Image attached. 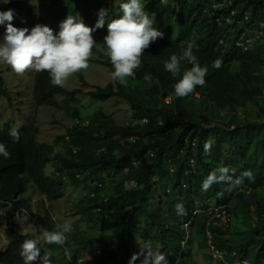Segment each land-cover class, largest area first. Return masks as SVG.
Returning a JSON list of instances; mask_svg holds the SVG:
<instances>
[{
	"label": "trees",
	"instance_id": "1",
	"mask_svg": "<svg viewBox=\"0 0 264 264\" xmlns=\"http://www.w3.org/2000/svg\"><path fill=\"white\" fill-rule=\"evenodd\" d=\"M44 1L39 15L32 0H10L21 12L13 25L31 29L49 22L47 26L58 32L54 27L81 9L83 21L94 25L93 16L107 0ZM111 1L105 24L120 15V4ZM143 2L164 35L144 50L141 65L134 78H126V86L112 80L86 92L53 86L47 71H34L35 108L63 109L75 124L54 144L38 141L36 114L18 131L11 122L0 129V143L11 154L10 159L0 157V264H23L22 245L33 237L18 226L26 214L38 218L30 192L45 197L38 211L45 214L48 230H53L60 223L48 203L65 197L69 187L86 195L70 201L80 222L65 234L64 244L38 245L41 256L50 253L52 264H129L146 242L161 247L167 264H187V248L196 237L207 249V264H264V35H248L250 30L264 34V0ZM251 38H256L252 45L237 44ZM187 43L194 45L198 62L208 66V72L203 86L178 98L173 85L179 78L165 70L164 61L179 56ZM217 59L221 66L212 68ZM88 63L108 68L112 76L114 68L104 53ZM190 67L181 62L182 71ZM84 73L76 74L90 86ZM0 93L12 102L3 77ZM115 99L130 106L132 115L126 124L103 107ZM93 103L94 114H85V105ZM250 104L257 108L248 109ZM11 131L18 133V140L9 135ZM219 166L227 167L233 180L245 171L252 176L236 187L220 182L203 191V180L210 173L220 175ZM234 199L244 206L246 218L257 220L243 240L232 234ZM177 204L184 206L185 214H177ZM210 207H225L230 220L220 222ZM210 220L218 222L210 229L223 259L211 253ZM6 227L4 246L1 233ZM252 242L258 246L248 251ZM143 260L142 254L135 264Z\"/></svg>",
	"mask_w": 264,
	"mask_h": 264
},
{
	"label": "clouds",
	"instance_id": "2",
	"mask_svg": "<svg viewBox=\"0 0 264 264\" xmlns=\"http://www.w3.org/2000/svg\"><path fill=\"white\" fill-rule=\"evenodd\" d=\"M0 2L9 3L10 0H0ZM42 6H37L39 15L42 14ZM119 10V18L105 24L108 10L100 9L98 19L94 20L93 16L94 25H87L83 21L85 12L82 9L78 10L76 15L67 16L60 23L59 28L54 27L58 32L49 27L51 26L49 22H45L44 25L36 24L31 29L18 28L12 23L15 17L14 9L0 11V26L5 28L3 38L0 39V60L9 64L17 74H22L28 69L38 72L47 71L53 86H63L72 74L88 68L93 49L99 50V44L93 33L107 26V34L103 38L104 55L110 58L114 68L112 79L126 86V78L135 77V70L141 65L144 50L158 38H162L164 33L154 26L155 17L145 11L143 0H124L120 3ZM182 61H187L191 67L182 71ZM220 66L219 59L213 61L211 65L215 69ZM164 68L173 78H179L173 85L174 94L178 98L188 96L197 86H203L208 72V66L202 67L198 62L192 43H187L186 47L182 46L179 56L173 54L164 61ZM145 79L149 77L146 76ZM9 135L16 140L19 139L16 131H11ZM205 150L207 151V145ZM0 157L4 159L11 157L5 143H0ZM219 171L220 175L215 172L210 173L203 180L201 184L203 191L220 182L236 187L243 182V178L252 176L250 171H245L239 178L233 180L228 175L230 170L227 167H222ZM176 211L178 215H183L186 210L182 204H177ZM70 231H72L71 222H65L58 224L53 230H45L39 239L49 245H63L65 234ZM38 245L37 239L24 242L20 253L23 264H34L37 261L38 264H52L50 253L46 251L41 256V248ZM141 248V253H134L129 264H135L142 254L144 255L142 264H167V254L161 251L159 245L153 246L151 242H146Z\"/></svg>",
	"mask_w": 264,
	"mask_h": 264
},
{
	"label": "rangeland",
	"instance_id": "3",
	"mask_svg": "<svg viewBox=\"0 0 264 264\" xmlns=\"http://www.w3.org/2000/svg\"><path fill=\"white\" fill-rule=\"evenodd\" d=\"M118 1L119 0L115 2L117 4H120L118 3ZM32 2L34 5L42 6L44 0H32ZM46 3L50 4V1H47ZM112 4L113 2L111 0L103 1L99 10L102 8L107 9L109 14ZM8 9H14L15 20L18 19L19 15H21L19 14L20 12L16 10L15 6L13 7L10 4V2H0V11H7ZM99 10L94 15V20L98 19ZM106 18H108V16ZM244 25L246 27V24H243V26ZM4 32L5 28L3 26H0V39L3 38ZM245 32L247 34L248 30H246ZM249 32L257 35V32H255L254 30H250ZM106 34L107 26H104L103 28L98 29L96 32L93 33L95 40L99 44V50L94 48L92 55L89 59H100L101 54L105 51L103 38ZM88 64V68L83 69V71L85 72V78L90 84V86L83 85L76 73L72 74L63 86L69 87L71 89L82 88L84 91L89 92L94 90V86H106L109 82L113 80L108 68L98 65L96 63ZM34 71V69H28L22 74H17L12 70L9 64L4 62L3 60H0V79L2 77L4 78V80L6 81V86L8 87L10 95L12 97V102L10 103V100L0 93V129H2L7 123L11 122L13 128L18 131L22 125L29 123V121L33 118V115L36 114L39 127V133L37 136L38 141L43 143L54 144L55 139L60 135L66 134L67 128L72 127L75 122L66 115L63 109H57L52 107H39L37 109L35 108L31 95L33 88ZM86 100L90 103L93 102L89 98H87ZM88 104L85 105V114L92 116L97 108L95 106L96 103L91 104L92 106ZM103 107L108 113L113 114L119 123L126 124L131 118L132 111L130 109V106L124 99L112 100L108 103H105ZM256 108V106L252 105L248 107V109L250 110H255ZM240 111L242 114H245L243 109H241ZM220 168L221 166L216 169L219 170ZM49 170H51V167L49 168ZM77 191L75 188L73 189L69 187L66 190L65 197L57 201L48 203L53 218L56 219L60 224H63L65 222H71L73 226L74 224L80 222L78 217L73 216L72 214L73 210L70 201L72 199L76 200L78 197L86 195V192L80 193V190ZM30 195L33 199V203L35 206V213H38V218L34 219L32 218V215L28 214L22 216L18 229L24 234L29 233L30 235H32L33 239H37L38 243L48 246V243L39 239L42 233L45 230H48L45 214L43 213L42 216L39 214L38 211L42 209L43 203H45V197L41 196L35 191H31ZM231 207L233 209V215L231 216V229L235 230L232 234L238 237L239 240L246 239L249 233H252L254 228L256 227L257 220L246 218V215L244 213V206L241 205L237 199L233 200V202L231 203ZM185 226L187 228L190 227L188 224H186ZM6 230L7 227L1 233V244L4 246L7 245L8 242ZM202 243L203 242L199 239V237L193 239L192 243L187 248V252L190 255V261L187 264H207V259L204 255L207 249L206 247L204 248L200 245ZM204 244L206 245L205 241ZM247 246L248 251L252 249L256 250L258 244L252 242L251 245Z\"/></svg>",
	"mask_w": 264,
	"mask_h": 264
},
{
	"label": "built area",
	"instance_id": "4",
	"mask_svg": "<svg viewBox=\"0 0 264 264\" xmlns=\"http://www.w3.org/2000/svg\"><path fill=\"white\" fill-rule=\"evenodd\" d=\"M261 26L264 28V22L261 24ZM256 32V31H255ZM247 35V34H246ZM248 35H251V33L249 32ZM262 35H264L262 32L258 33L256 35V38L257 37H261ZM245 36V35H244ZM256 38H251L249 40H245V41H242L240 40L237 44L240 45V46H247V44L249 45H252L254 42H255V39ZM133 186L136 185L135 183L132 184ZM209 211H212L215 213V217L220 219V222L222 223H227L229 220H230V215L227 213L225 207H210L209 208ZM218 223L217 221L215 220H210L209 223H208V232H207V237H208V244L209 246L211 247V253L213 254L214 258L215 259H223L224 258V253H222L221 251H219L215 245L213 244V241H214V234L212 233L210 227L213 225V224H216Z\"/></svg>",
	"mask_w": 264,
	"mask_h": 264
}]
</instances>
